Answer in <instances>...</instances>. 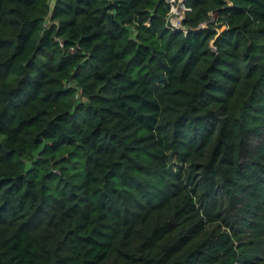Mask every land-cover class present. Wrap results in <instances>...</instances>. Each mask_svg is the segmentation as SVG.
<instances>
[{
  "label": "trees",
  "instance_id": "obj_1",
  "mask_svg": "<svg viewBox=\"0 0 264 264\" xmlns=\"http://www.w3.org/2000/svg\"><path fill=\"white\" fill-rule=\"evenodd\" d=\"M0 264H264V0H0Z\"/></svg>",
  "mask_w": 264,
  "mask_h": 264
},
{
  "label": "built area",
  "instance_id": "obj_2",
  "mask_svg": "<svg viewBox=\"0 0 264 264\" xmlns=\"http://www.w3.org/2000/svg\"><path fill=\"white\" fill-rule=\"evenodd\" d=\"M177 0H170V3L175 5ZM184 11L180 6L173 7L172 13L170 15V21L173 27H183L182 18H183Z\"/></svg>",
  "mask_w": 264,
  "mask_h": 264
}]
</instances>
